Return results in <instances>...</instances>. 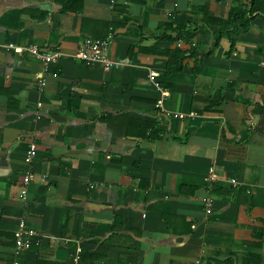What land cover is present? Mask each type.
Segmentation results:
<instances>
[{"label":"crops","instance_id":"1","mask_svg":"<svg viewBox=\"0 0 264 264\" xmlns=\"http://www.w3.org/2000/svg\"><path fill=\"white\" fill-rule=\"evenodd\" d=\"M81 3L0 0V264H264V17L236 29L233 0ZM86 38L109 40L113 67L73 57Z\"/></svg>","mask_w":264,"mask_h":264},{"label":"built area","instance_id":"2","mask_svg":"<svg viewBox=\"0 0 264 264\" xmlns=\"http://www.w3.org/2000/svg\"><path fill=\"white\" fill-rule=\"evenodd\" d=\"M108 45H109V40H102V39H91V38H86L79 50L73 55V57L77 60H82L86 62L87 64H92L97 61H101L104 63L106 70H109L111 67L114 66L113 62L108 58L107 56V50H108ZM10 47H14L13 45H10ZM16 51L21 52V48H15ZM29 52L37 57L39 60L43 62L44 65H48L50 63H54L58 61L62 53L57 50H40L37 46H32L29 48ZM159 74L155 72L150 73V77L152 78H157ZM46 81L45 79L41 80V86H45ZM156 87L160 88L162 98L158 100L157 105L163 109V102L164 98L169 96V91L166 88L161 87L159 81H155ZM197 114L195 112L191 113L190 116L195 117ZM175 117L178 118H184L185 115L182 113H178L174 115ZM35 147L32 146L28 153H27V161H32V159L35 156ZM32 178L31 172H27L25 175L23 181L25 185H27ZM208 180L212 183H216L219 178L218 174L216 173L215 169L211 167L209 169V174H208ZM231 183L235 184L236 182L234 180H230ZM23 195L27 193V190L22 191ZM205 203L210 207L212 204V200L210 198H205L204 199ZM207 213H211V209L209 208L207 210ZM16 236V244L17 247L20 249H28L30 247V237L33 236V233L29 232L25 228V222L20 221L19 228L17 232L15 233ZM79 253L77 255V258H79Z\"/></svg>","mask_w":264,"mask_h":264},{"label":"trees","instance_id":"3","mask_svg":"<svg viewBox=\"0 0 264 264\" xmlns=\"http://www.w3.org/2000/svg\"><path fill=\"white\" fill-rule=\"evenodd\" d=\"M63 1L65 3V8H72L74 4L76 5L77 3H80L77 7H75L76 9H80V7L82 6L81 2L83 0ZM239 1L240 0H233V4L229 12V22L235 23L236 29H246L256 16L264 17V0H247L248 4L244 6L241 5ZM168 25H170L169 28L171 29V24ZM166 29H168V27ZM177 53L179 63L178 66L173 67V64L170 63L168 65L166 74H171L172 72L180 71V69L182 68V60L184 58V53L180 50H177ZM142 124L145 126V131H149V134L142 135V138H158L159 132L157 131L154 122H144Z\"/></svg>","mask_w":264,"mask_h":264}]
</instances>
